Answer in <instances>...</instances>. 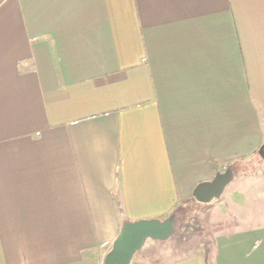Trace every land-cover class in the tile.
<instances>
[{
  "label": "crops",
  "instance_id": "0c3cea01",
  "mask_svg": "<svg viewBox=\"0 0 264 264\" xmlns=\"http://www.w3.org/2000/svg\"><path fill=\"white\" fill-rule=\"evenodd\" d=\"M263 142L264 0H0V264H104ZM237 177L173 264H264Z\"/></svg>",
  "mask_w": 264,
  "mask_h": 264
},
{
  "label": "water",
  "instance_id": "95a60500",
  "mask_svg": "<svg viewBox=\"0 0 264 264\" xmlns=\"http://www.w3.org/2000/svg\"><path fill=\"white\" fill-rule=\"evenodd\" d=\"M258 153L264 159V142ZM233 179L234 170L228 166L225 171L218 172L212 180L198 184L194 190V197L198 202L210 203L221 197ZM177 224L176 213L163 220L126 221L106 254L104 264H131L134 255L143 248L147 240H167L176 231Z\"/></svg>",
  "mask_w": 264,
  "mask_h": 264
},
{
  "label": "trees",
  "instance_id": "16d2710c",
  "mask_svg": "<svg viewBox=\"0 0 264 264\" xmlns=\"http://www.w3.org/2000/svg\"><path fill=\"white\" fill-rule=\"evenodd\" d=\"M231 167L234 170L233 166ZM191 201L196 200L194 198L186 200L172 212L178 215V224L174 234L167 240H154L157 243L159 253L155 252L157 251L156 246L151 244L147 250L150 252H146L143 256V259H147L148 262L146 263L142 260L139 264H157L162 259L160 253V249L162 248H167L170 251V256L175 260L187 258L197 249H202L206 261H209L215 246L214 233L224 229L230 225V223L220 222L211 224L209 222L210 212L208 209L203 208L205 210L203 211V216L197 212L192 213L191 208L188 210L186 209L189 207ZM145 246L146 244L134 255V258L138 254L144 253Z\"/></svg>",
  "mask_w": 264,
  "mask_h": 264
},
{
  "label": "rangeland",
  "instance_id": "374dc122",
  "mask_svg": "<svg viewBox=\"0 0 264 264\" xmlns=\"http://www.w3.org/2000/svg\"><path fill=\"white\" fill-rule=\"evenodd\" d=\"M234 179L236 176H240L244 178L245 181H241L240 183H235L234 185H231L230 188H238L244 187V190H240L238 196L240 193L243 191L245 192V198L244 201H247V203H250V210L247 211L249 214L257 216L261 222H264V159L258 155L254 160L250 162H246L244 164H239V165H234ZM237 177V178H238ZM233 179V180H234ZM241 180V179H240ZM243 180V179H242ZM239 181V180H238ZM245 183L244 186H241ZM233 186V187H232ZM228 188V187H227ZM225 189L222 196H221V203H219L218 207L221 209L220 205L224 202L225 196H227V192L229 191L228 189ZM218 201L214 199L212 203L209 204H204L198 201H191L189 207L186 209H192V213L197 212L198 214H202L203 216V211H205L203 208L208 209L210 214H209V222L211 224H217L212 222L211 220V214L213 211V207L216 205ZM215 204V205H214ZM224 213V211H222ZM227 213L225 215L230 214L229 210H226ZM201 216V217H202ZM216 218V217H215ZM153 244L156 246L157 253H159V249L157 247L156 241L149 239L146 242L145 246V251L142 254H138L134 260L132 261L131 264H139L143 260V262H148L147 259L144 260L143 256L146 254V252L150 247V245ZM160 253L162 255V259L157 263V264H173V258L170 256V251L167 248H162L160 249Z\"/></svg>",
  "mask_w": 264,
  "mask_h": 264
}]
</instances>
